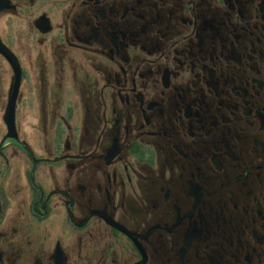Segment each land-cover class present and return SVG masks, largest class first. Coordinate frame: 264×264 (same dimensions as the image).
I'll return each mask as SVG.
<instances>
[{"label": "flooded vegetation", "instance_id": "af4514ba", "mask_svg": "<svg viewBox=\"0 0 264 264\" xmlns=\"http://www.w3.org/2000/svg\"><path fill=\"white\" fill-rule=\"evenodd\" d=\"M0 38V264H264V0H0Z\"/></svg>", "mask_w": 264, "mask_h": 264}, {"label": "water", "instance_id": "95a60500", "mask_svg": "<svg viewBox=\"0 0 264 264\" xmlns=\"http://www.w3.org/2000/svg\"><path fill=\"white\" fill-rule=\"evenodd\" d=\"M0 47H1V50L4 52V54H6L11 59L12 63L14 65L15 63L18 65L15 55L9 50H7L8 48L2 43L1 38H0ZM19 83H20V75H19V70H18L15 86L13 87L11 91V102L6 112V120L8 124V134L5 137V139L1 142L0 150L5 145H7L9 142L15 141L20 147H22L24 150L28 152L27 148L18 140L16 125H15V98H16L18 87H19Z\"/></svg>", "mask_w": 264, "mask_h": 264}, {"label": "rangeland", "instance_id": "374dc122", "mask_svg": "<svg viewBox=\"0 0 264 264\" xmlns=\"http://www.w3.org/2000/svg\"><path fill=\"white\" fill-rule=\"evenodd\" d=\"M22 113H25V110H22ZM21 125H22L21 128H22L23 132H25V131L28 132V115H26V113H25L24 118L21 119Z\"/></svg>", "mask_w": 264, "mask_h": 264}]
</instances>
